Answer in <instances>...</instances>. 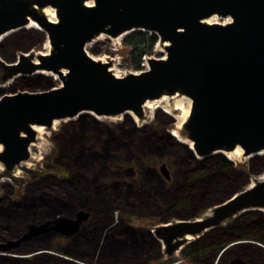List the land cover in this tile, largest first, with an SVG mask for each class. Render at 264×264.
Listing matches in <instances>:
<instances>
[{
    "label": "water",
    "instance_id": "obj_1",
    "mask_svg": "<svg viewBox=\"0 0 264 264\" xmlns=\"http://www.w3.org/2000/svg\"><path fill=\"white\" fill-rule=\"evenodd\" d=\"M43 9L54 12V23ZM212 16L229 22H203ZM29 22L42 30L49 51L0 63L1 82L40 71L58 84L0 97L4 170L28 160L33 126L49 131L53 121L80 112L104 118L130 112L141 121L146 101L175 94L190 101L181 135L191 143L195 160L236 148L243 157L264 150V0H0V36ZM133 31L154 34L164 59L149 58L146 70L115 77L108 62H96L84 50L99 35L117 38ZM159 170L166 177L163 165ZM207 211L208 216L160 223L149 233L170 256L191 243L186 237L196 240L242 213L264 211V179ZM87 218L77 211L72 218L29 224L18 238L0 244V256L47 232L70 236ZM229 264L247 263L235 258Z\"/></svg>",
    "mask_w": 264,
    "mask_h": 264
},
{
    "label": "rangeland",
    "instance_id": "obj_2",
    "mask_svg": "<svg viewBox=\"0 0 264 264\" xmlns=\"http://www.w3.org/2000/svg\"><path fill=\"white\" fill-rule=\"evenodd\" d=\"M32 29L35 28L16 32L1 40V64H11L10 62H13L17 56L26 54V52H29L30 55H36L48 51L47 42L46 40L43 41V33L35 31L37 29ZM127 34L119 36L115 41L101 35L100 38L94 39L93 43L86 44L84 50L89 57L102 58L110 63L113 71L121 76L134 73L136 71L127 66L125 59L128 51L122 46L123 37ZM13 45L15 46L13 52H8ZM6 50L8 51L6 52ZM150 57L154 59L164 57L162 48L155 45ZM3 73L0 70V91L7 95L15 92L45 91L49 83L53 86L58 84V81L45 77L26 78L24 80L17 77L14 81L9 80L2 83L1 76ZM172 103L170 101L168 105L172 106ZM144 115L141 121L136 119L137 124H134L137 126H135L136 129L129 124L123 126V120L103 119L98 122V125H94L90 124L91 120L87 118L86 122H79L74 130L69 126L71 123H58L54 130L46 131L37 141L36 146L29 149V155L32 158L28 160L26 166L15 168L14 171H7L1 167L0 208L6 209L9 204H15L18 201L24 208L20 212H14L18 221L7 223L0 218V244L18 238L25 231L26 225L45 222V219L43 220L45 214L50 213L49 215H51L52 212L63 211V205L57 201H49L50 195L47 196L48 199L43 197L45 192L47 194L53 192L48 191L45 187L47 181H50H46V177L60 156L70 158L64 157L68 163L65 167L70 174L69 179H72V184H74L71 185L66 181L59 188H56V193L53 194V196L61 199L65 205V212L62 216L72 218L75 212L84 211L88 213V218L78 232L69 238L44 236L14 249L12 254L8 252L0 259H9L7 257L11 256L19 260V263L9 262L6 264H148V262L149 264H201L203 262L213 264L210 256L209 258H199L196 263L183 260L179 252L188 244H184L178 252L168 256L164 253L160 243L149 232L160 224L161 220L173 223L177 220L189 219L192 216L206 213L211 205L224 199L227 192H239L247 185L252 184L250 182H256L259 178L264 179V157L258 158V160L243 159L236 162L225 159L231 164L233 171L228 176L229 179L223 181L218 178L215 179L212 168L208 167L207 169L205 167L207 162L193 163L181 148L172 145L177 144L175 140L167 139L165 132L174 131L181 121L178 122L175 119V113H172L170 117L161 113L162 123L160 120L155 123L157 120L153 119V114ZM165 118L168 119L167 122ZM76 121L77 119L74 122ZM116 128L124 133L125 138L123 140L127 146L117 154H121L123 159H131L130 164H124V166L132 167L135 172L132 183L136 186H140L139 184L142 186L138 193L141 197L136 195V198L139 197L138 200L127 197L130 194L128 189H122L123 198L118 200L114 198L118 195L114 191L111 196H104V198L97 195L95 187L102 182H110L112 176L116 174L113 172L117 170L119 161L116 160V157L108 158L105 162L106 169L96 172L89 167L88 158L85 157L87 152L79 153L81 146L84 149L95 147L92 140L81 139L80 131L82 129L91 131L93 138L96 139L98 135L104 136L103 133H107V130L114 131ZM64 129L68 130L69 134L67 133L68 135L63 137ZM135 130L147 132H139L134 137L133 131ZM70 138L71 140L76 138L79 143L70 142ZM149 138L160 140V142L152 143L148 141ZM132 142L135 144V148L132 147ZM112 143L110 142V148L116 146L113 145L115 143ZM90 152L93 153V150ZM166 161L170 162V165H167ZM120 164L122 165L123 162ZM162 165L167 172L168 181L160 173L159 169ZM194 174H196L194 178H191V175ZM191 190L194 193L189 195ZM210 190L212 192L208 194ZM204 197L205 199H203ZM188 200L191 201V205L186 207V204L182 202L187 203ZM174 203H181L182 205L169 209ZM32 204L37 206L30 207ZM201 208L204 209L201 210ZM247 213L264 216L259 211ZM242 214L233 220H238ZM24 219H28V223L23 221ZM245 219L258 221L259 218L249 217ZM20 220L24 223L19 222ZM231 221L229 220L227 224ZM125 226L130 227L127 231L133 235L131 240L127 239L129 235L127 237L119 235ZM125 230L126 228L123 231ZM254 234L261 235V232L256 230ZM194 241L191 239L189 242L195 243ZM54 248L62 250L63 255L52 253L51 249ZM44 251H47L48 254H41ZM262 251L264 252V248Z\"/></svg>",
    "mask_w": 264,
    "mask_h": 264
},
{
    "label": "trees",
    "instance_id": "obj_3",
    "mask_svg": "<svg viewBox=\"0 0 264 264\" xmlns=\"http://www.w3.org/2000/svg\"><path fill=\"white\" fill-rule=\"evenodd\" d=\"M35 30V29H32ZM24 31V30H21ZM37 31V30H35ZM20 32V31H19ZM39 32V31H38ZM14 34V33H13ZM12 34H10L9 36H11ZM7 36V37H9ZM6 37V38H7ZM4 38V39H6ZM3 39V40H4ZM157 42V37L154 34H149L147 32H141V31H133L128 33L127 35H125L123 37L122 40V46L125 47L127 49V55H126V63L127 66L133 70V71H140V63H141V58L142 57H149L152 53V49L155 46ZM10 48V47H9ZM15 48V46L13 45L11 49L6 50V52H13V49ZM33 77H45V78H51L48 76H43V75H35L32 77H20L21 80H24L26 78H33ZM52 79V78H51ZM51 86V84L49 83V86L47 87V89ZM45 89V90H47ZM4 95L2 93V91H0V97ZM155 112H160L162 114L167 115L166 113H164L162 110H156ZM169 116V115H167ZM170 117V116H169ZM91 120L90 124H94V125H98L99 120H96L95 118H93L90 115H81L77 118V121H70L68 123H71L69 126L71 127L72 130H74V127L79 124V122L83 121L86 122V119ZM92 118V119H91ZM123 126H128L131 125V127H134V121L132 120L131 117L129 116H125L123 119ZM97 122V123H96ZM161 122V121H160ZM131 123V124H130ZM155 123H158V121H156ZM154 123V124H155ZM162 123V122H161ZM137 127V126H136ZM133 128V130H134ZM149 128V127H147ZM151 128V127H150ZM149 128V129H150ZM136 129V128H135ZM81 139L83 138H88L89 140H92L95 147L93 148H89V149H84L82 146L80 148V154L83 152H87V157L89 164L93 170H96V172H98L99 170H105L106 169V165L105 162L108 158L111 157H116V160L119 161V164H117V170L113 172L116 173L115 175L112 176V179L110 180V182H102L101 184H99V186H96L95 189L97 195L102 196L104 198V196L108 197L112 195V192H117L118 195L114 196L115 200H118L119 198H123V195L121 194L122 189H128L129 193L127 197L129 198H133L134 200H138L139 197H141V195H139L138 193L141 191L142 186L141 184H139L140 186H136V184H133V177L135 176V172L133 171L132 167H129L127 165L130 164V160L131 159H123L121 154H117V152L120 153V151H122V149L124 147H127L125 145V141L123 140V138H125V136L123 135L124 133H121L120 129H115L114 131H108L107 133H103L104 137L102 134L98 135L96 139L93 138V135L90 133L91 131L87 130V129H82L81 131ZM139 132H143L146 133L147 131H133L134 133V137L136 134H138ZM68 130L64 129V134L63 137L65 135H68ZM167 139H173L175 140V142L177 144H172L174 147L176 148H181L183 150V152L185 153V155L187 156V158L189 160H191L193 163L195 164H202V162H207L205 163V167L212 168V170L215 173V175H213V177L215 179H219V180H226L227 178L229 179L228 176H230L231 172L233 171L231 164L228 162L229 160L226 159L224 156H212L209 159L205 158L202 159L201 161L195 160L192 157V152L191 150H189L188 146L186 145H182L180 143L177 142V140L171 135V132H165ZM62 137V138H63ZM165 138V137H164ZM80 139V142H81ZM106 139V140H104ZM70 142H77V144L79 143L77 141L76 138H74L73 140H71V138L69 139ZM148 141L152 142V143H159L160 140H156V139H148ZM61 142V141H60ZM110 142H113L116 145L113 148H110ZM134 142V141H133ZM131 143L132 147L135 148V144ZM104 145V146H103ZM79 149V148H78ZM78 149H75L76 151H78ZM97 149H99V151H97ZM90 150H93V153L90 152ZM74 151V150H72ZM75 156V153H74ZM65 158H69L68 156H60V159H58L54 165L51 167V170L48 174V176L46 177V181H47V185H45V187L47 188L48 191H53L50 192V194H47V192H45L43 194V197L47 198L48 195H50L49 201H57L58 203H60L61 205H63V211L62 212H52L51 215H49L48 213L45 214V218H43V220L45 219V221L47 220H52L55 217L58 216H62L63 212H65L64 210V203L62 202L61 199H59L58 197L53 196V194L56 193L55 189L59 188V186L61 184H64L66 181L72 184V179H69V172H67L66 169V165H68V163L65 161ZM264 156L261 157H253L252 160H258V158H262ZM161 158V157H159ZM70 159V158H69ZM68 159V160H69ZM228 161H226V160ZM251 160V159H250ZM75 162V160H74ZM120 162H123V164L121 165ZM167 165H170V162L166 161ZM231 162V161H230ZM124 164H127L126 166H124ZM109 169V168H108ZM152 170H154L153 168H151ZM203 169V168H202ZM192 173H195L196 171H190ZM196 174L191 175V178H194ZM160 178V177H159ZM94 181H97V179H94ZM94 183V182H91ZM94 185V184H93ZM133 185V186H132ZM90 187V185H89ZM134 187V188H133ZM112 189V190H111ZM212 191L210 190L208 192L211 193ZM191 193V194H190ZM189 193V195H192L194 193L193 190H191ZM232 193H236L235 191H229L225 194V198L222 199L219 203H221L223 200L227 199ZM136 195H139L138 198H136ZM48 199V198H47ZM205 199V197L203 198ZM41 200V199H39ZM52 200V201H51ZM44 202V201H43ZM184 204H186L187 206L191 205V201L189 202V200L187 201V203L182 202ZM219 203L213 204L211 205L209 208H211L214 205H217ZM182 204H177L174 203L169 209H173L174 207H178L181 206ZM37 205L32 204L30 207H35ZM29 207V208H30ZM24 208V206L18 201L15 204H9L7 206L6 209H1L0 211H2L3 213L0 212V218H2L5 222L7 223H11L12 221H18L17 217L14 212L18 211L20 212L22 209ZM181 208V207H180ZM73 209V207H72ZM204 208H201V210ZM91 211V209H90ZM264 214V213H263ZM49 215V216H48ZM197 216H192L189 219L195 218ZM249 217H258L259 219H257L258 221H252L250 219H245V218H249ZM189 219H181V220H189ZM23 221H25L26 223H28V219H24ZM22 220H20L19 222H23ZM24 223V222H23ZM161 223H166V221L161 220ZM27 226V225H26ZM104 228V227H103ZM126 228L125 231H123ZM127 229H130L129 226H125L122 230L121 233H119L120 236L122 237H127V239L131 240L133 238V235L128 233ZM259 230L261 232V235H255V231ZM216 233V232H215ZM213 237V238H212ZM150 238V237H149ZM205 238H207L208 240L203 241L202 243H200L199 245H187L186 247H184L183 249L180 250V257L190 263H196L197 259L199 258H209V256L212 258L211 260L216 263V255L223 250L225 247H227L229 244H237L234 245L232 247H236L235 250L237 251V253L242 254L246 260L248 261H255L258 260L259 263H264V252L262 251L264 248V216H261L259 214H255V213H243L242 217H240L238 220L236 221H232L228 224H226L225 226H223L222 230L217 231L216 234H211L209 237L206 236ZM238 242H247L246 244H241L239 245ZM250 243H256L259 244L262 248L255 246L253 244ZM156 245V244H155ZM48 250H50V248H47ZM47 251H44L43 254L46 255ZM52 253H55L57 255H63L62 254V250H60L59 248H54L51 249ZM12 254V252H10ZM2 257V256H0ZM215 260V261H214ZM19 263V260H12V259H6V258H1L0 259V264H6V263ZM149 264V262H148ZM201 264H212V263H201Z\"/></svg>",
    "mask_w": 264,
    "mask_h": 264
},
{
    "label": "bare ground",
    "instance_id": "obj_4",
    "mask_svg": "<svg viewBox=\"0 0 264 264\" xmlns=\"http://www.w3.org/2000/svg\"><path fill=\"white\" fill-rule=\"evenodd\" d=\"M41 13L44 15V17L48 21L53 22V23L55 22L56 19H55V16H54V12L52 10L43 9L41 11ZM203 22L205 24H226V23L229 22V20L227 18L226 19H221L219 17L212 16V17H210L209 19H207V20H205ZM29 28H35V29H37V31L42 32V30L34 22H29L24 27L18 28L16 30L9 31V32L4 33L3 35H1L0 36V42H1L2 39H4V37H7L10 34L19 32L21 30L29 29ZM100 37H101V35H99L98 37H96L95 40L98 39V38H100ZM117 38H109V39L112 40V41H115V40H117ZM93 41H94V39L89 44L93 43ZM46 42H47V40H46ZM165 45L166 44H164L163 46H165ZM46 47H47V50L49 51L48 43H47ZM48 51L46 53H42V54L41 53H37L36 55L37 56H39V55H45V54L48 53ZM91 58L94 61H96V62H101V63H105L106 62L102 58H93V57H91ZM108 70L115 77H121V75L118 74V73H116V72H114L111 67ZM35 75L48 76V77H51L52 79H54L55 81H58L57 78L55 76H52L50 73H45V72H40V71H37V72L33 73L29 77H32V76H35ZM170 101L173 102L172 103V106L168 105V102H170ZM189 108H190V101L186 97H184V96L175 94V95L170 96V97L162 96V97H160L157 100L146 101L143 104V106H142V112H143V114H146L148 116L151 115V114H154L156 110H162L164 113H166L169 116L172 113H175V119H177L178 122L180 120L181 121L179 122V124L176 127V129L174 131H171V135L177 140L178 143H180L182 145L188 146L189 150H191V143L188 142L183 135H181V132H182V128L181 127L184 124L185 120L187 119V116H188V113H189ZM84 114L90 115V116H92L93 118H95L96 120H99V121H102L103 119L122 120L125 116H129V117L132 118V120L134 121V123L137 124L136 123L135 116L132 113H130V112H126L124 114L118 115L117 117H113V118L97 117V116H94L92 113H89V112H80V113H78V115L76 117H74L72 119H64V120H59V121H53L51 127L49 128V130H54V128L56 127V124H58V123H61V122L62 123H68L70 121H74L79 116L84 115ZM31 129L35 133V139H34L33 143H31L29 145L28 152H29V149L31 147L36 146L37 141H39L41 139V136L47 131V129H45L43 127H34L33 126V127H31ZM214 155H221V156H224L226 159H228L231 162H236L238 160H243V159H246V160L252 159L253 157H256V156H258V157L264 156V150H262V151H260L258 153H255L253 155H249L247 157H243L241 150L238 149V148H236L233 151L228 152V153H222V152L219 153L218 152V153H214ZM30 158H32V157H30V155H29L28 160ZM28 160L25 161V162H21L15 168H18L20 166H26V163H28ZM196 160L201 161L202 159L196 158ZM1 167L2 166L0 165V171L2 170ZM15 168L13 169V171L16 170ZM261 180L262 179L259 178L256 181H261ZM250 183H253V182H250ZM260 212L264 213V211H260ZM208 213L209 212L206 211V213H205L206 215L205 216H208ZM186 238H187L186 240H188V241L191 240L190 237H186Z\"/></svg>",
    "mask_w": 264,
    "mask_h": 264
},
{
    "label": "flooded vegetation",
    "instance_id": "obj_5",
    "mask_svg": "<svg viewBox=\"0 0 264 264\" xmlns=\"http://www.w3.org/2000/svg\"><path fill=\"white\" fill-rule=\"evenodd\" d=\"M10 63H12V61L10 62ZM8 65H10V64H8ZM9 81V80H8ZM10 81H14V79H12V80H10ZM7 82V81H6ZM6 82H4V83H6ZM161 113L160 112H155L153 115H154V117H153V119L154 120H162V118H161V115H160ZM145 115L143 114V117H144ZM169 119H171V118H169ZM165 121L167 122L168 121V119H166L165 118ZM164 121V122H165ZM165 122V123H166ZM161 173V172H160ZM162 174V173H161ZM162 176L165 178V180L166 181H168L169 180V178H168V175H167V172H166V177L164 176V174H162ZM247 213V212H246ZM232 221H234V220H232ZM231 221V222H232ZM85 223V222H84ZM83 223V224H84ZM225 226V225H224ZM222 228H223V226L222 227H220V228H218V229H214V230H211V231H209V232H206L202 237H200V238H198L197 240H195L194 242L196 243H190V244H195V245H199L200 243H202L203 241H206V240H208L207 238H205L206 236H210L211 234H216L217 233V231H220V230H222ZM216 232V233H215ZM77 233V232H76ZM76 233H74V234H72V235H70V236H73V235H75ZM48 235H50V236H54V237H56V236H59V237H61V238H69V236H60V235H58V234H56V233H53V232H47V233H44V234H42V235H39L38 237H33V238H31L29 241H26V242H23V243H20L15 249H18L20 246L22 247L23 245H25V244H27V243H29V242H31L32 240H36V239H39V238H42V237H44V236H48ZM213 238V237H212ZM190 244H188V245H190ZM250 244H253V243H250ZM253 245H255V244H253ZM235 248L236 247H226V248H224L223 250H221L220 252H219V256L217 257V259H216V263L215 264H229L230 263V261L231 260H233V259H235V258H237V259H240V260H242L243 262H245V263H247V264H259V262H258V260H255V261H253V262H251V261H248V260H246V258L242 255V254H240V253H237V251L235 250ZM14 250V249H13ZM13 250H11V251H9V252H13ZM41 254H43V253H41ZM7 258H9V259H12V260H14V258L13 257H7ZM15 260H17V259H15Z\"/></svg>",
    "mask_w": 264,
    "mask_h": 264
},
{
    "label": "built area",
    "instance_id": "obj_6",
    "mask_svg": "<svg viewBox=\"0 0 264 264\" xmlns=\"http://www.w3.org/2000/svg\"><path fill=\"white\" fill-rule=\"evenodd\" d=\"M140 68H141V70L139 72L146 70V57H142L141 63H140Z\"/></svg>",
    "mask_w": 264,
    "mask_h": 264
}]
</instances>
